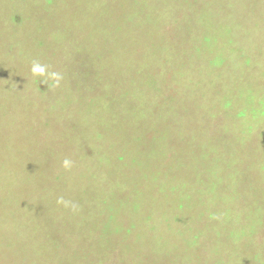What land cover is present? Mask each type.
<instances>
[{
	"label": "rangeland",
	"instance_id": "1",
	"mask_svg": "<svg viewBox=\"0 0 264 264\" xmlns=\"http://www.w3.org/2000/svg\"><path fill=\"white\" fill-rule=\"evenodd\" d=\"M263 205L264 0H0V264H264Z\"/></svg>",
	"mask_w": 264,
	"mask_h": 264
},
{
	"label": "clouds",
	"instance_id": "2",
	"mask_svg": "<svg viewBox=\"0 0 264 264\" xmlns=\"http://www.w3.org/2000/svg\"><path fill=\"white\" fill-rule=\"evenodd\" d=\"M32 71L34 74H37V75H44L45 73V68L41 65H34L33 68H32ZM65 166H68L69 162L68 161H65Z\"/></svg>",
	"mask_w": 264,
	"mask_h": 264
},
{
	"label": "crops",
	"instance_id": "3",
	"mask_svg": "<svg viewBox=\"0 0 264 264\" xmlns=\"http://www.w3.org/2000/svg\"><path fill=\"white\" fill-rule=\"evenodd\" d=\"M263 220H264V205H263ZM261 229H262V232H263V236H264V222L262 223V225H261ZM261 250H263V256H262V258H263V260H264V239H263V241H262V244H261Z\"/></svg>",
	"mask_w": 264,
	"mask_h": 264
}]
</instances>
